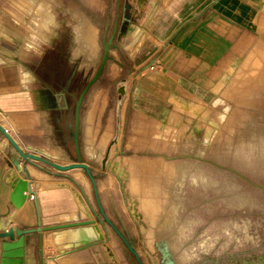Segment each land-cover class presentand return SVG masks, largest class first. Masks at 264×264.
<instances>
[{
    "label": "rangeland",
    "instance_id": "374dc122",
    "mask_svg": "<svg viewBox=\"0 0 264 264\" xmlns=\"http://www.w3.org/2000/svg\"><path fill=\"white\" fill-rule=\"evenodd\" d=\"M230 4L232 15L221 11L233 18L237 48L247 44L248 51L234 49L216 100L190 99L178 108L170 99L166 117L146 116L134 104L124 69L116 70L115 81L108 69L98 84L103 93L91 92L85 102L82 158L106 215L143 264H264V0ZM0 11L24 14L26 31L80 59L82 84L74 87L75 96L96 71L116 18L114 42L123 37V43L130 33L134 39L145 12L139 0H0ZM165 87L170 98H178ZM71 150L64 161L76 160ZM80 182L87 223L98 226L83 264H138L102 217L87 174Z\"/></svg>",
    "mask_w": 264,
    "mask_h": 264
},
{
    "label": "crops",
    "instance_id": "0c3cea01",
    "mask_svg": "<svg viewBox=\"0 0 264 264\" xmlns=\"http://www.w3.org/2000/svg\"><path fill=\"white\" fill-rule=\"evenodd\" d=\"M139 1H144L145 12L138 21V33L134 39L130 33L123 43V37L118 40L117 46L109 52L110 59L99 79L82 100L79 146L83 158L87 129L84 120L88 117L84 105L91 92L103 93L104 87L98 84L107 77L108 69L111 81H115L117 69H124L125 75L130 77L129 82L125 80L136 99L134 104L144 115L166 117L168 108L164 104L170 99L178 103V108L190 99L216 100L218 79L231 61L234 49L248 51L247 44L244 49L237 48L233 18L221 11L233 14L230 0ZM202 3L210 5L213 12H208L211 8L203 11ZM54 16L56 20V14ZM26 21L24 14L14 16L0 11V123L24 151L66 164L72 160L64 161L63 157H68L69 151L74 149L71 102L76 86L82 84L80 59L68 49L47 46L42 38L26 31ZM42 46L47 47L42 49ZM126 55L128 65L123 61ZM152 61L158 66L150 71L147 65ZM152 74L155 79L151 80L149 75ZM165 86L175 90L178 98H170ZM141 100L149 104H141ZM12 157H18L23 163L0 132V224L34 230L22 237L16 236L14 241L0 238V243H13V255L21 247L24 264H83L89 241L96 239L94 235L98 231L97 225H88V211L82 206L86 202L80 181L86 172L82 168L60 171L33 159L25 162L24 170L19 171ZM11 170L15 178L9 180ZM72 170L76 172H70ZM19 177L28 180L34 198L26 199L16 208L9 195ZM48 240H52V244H47L50 253L46 251Z\"/></svg>",
    "mask_w": 264,
    "mask_h": 264
},
{
    "label": "water",
    "instance_id": "95a60500",
    "mask_svg": "<svg viewBox=\"0 0 264 264\" xmlns=\"http://www.w3.org/2000/svg\"><path fill=\"white\" fill-rule=\"evenodd\" d=\"M117 25H118V18H116L113 30L108 38V40L103 44V52L100 59V62L97 66L96 71L94 72L93 76L91 78H88L85 85L81 88L79 94L75 96L73 94V97H75V106H74V118H73V124L70 127L71 128V134L72 139L74 143V151H75V161L66 163V164H60L58 162H55L47 157L41 156L39 154L26 152L24 151L21 146L16 142V140L12 137V135L7 131V129L0 123V132L5 136V138L8 140V142L13 146V148L16 150L18 156L23 159V163H20L19 158H11V161L16 168V170H24L25 162L33 159L37 161H41L45 164H48L57 170L60 171H66L73 168H82L86 172L87 176L90 178L94 190V195L96 198V202L99 208V211L102 215V217L105 219V221L115 230V232L118 234V236L122 239L124 244L127 246V248L133 253L134 257L136 258L138 264H143L142 260L140 259L136 249L129 243L127 238L122 234V232L119 230V228L110 220V218L106 215L103 206L101 204L100 198H99V192L97 189L95 178L92 174L91 168L88 163H86L81 155L80 146H79V115H80V107L82 100L90 88V86L96 82L107 61L110 59V49L113 47H116V43L114 42V39L116 37L117 32ZM32 191L30 188V184L28 183V180L23 177L17 178L15 183L13 184L11 191H10V201L12 204L19 208L21 205L26 201V199L29 198V194L27 192ZM88 222V221H87ZM34 229H21V228H15L13 226H6L5 224H0V238H6L8 237L11 241H14L15 237H22L25 233H30ZM19 241H16V244H18ZM14 244L9 241H4L0 243V249L1 256H0V264H24L23 263V256H22V248L19 247L17 249V254H14L11 252ZM165 255V254H164ZM166 256V255H165ZM172 263V262H171Z\"/></svg>",
    "mask_w": 264,
    "mask_h": 264
},
{
    "label": "bare ground",
    "instance_id": "6f19581e",
    "mask_svg": "<svg viewBox=\"0 0 264 264\" xmlns=\"http://www.w3.org/2000/svg\"><path fill=\"white\" fill-rule=\"evenodd\" d=\"M40 9V8H39ZM41 10V9H40ZM42 11V10H41ZM260 89V88H259ZM125 90H124V88H119V92L120 93H123ZM120 116V115H119ZM263 119H264V117H263ZM260 122H263V120L261 119L260 120ZM119 135V134H118ZM118 141V140H117ZM111 147H112V144H111ZM108 149H110V148H108ZM112 149V148H111ZM111 151V150H110ZM109 154V153H108ZM111 154V153H110ZM104 161H105V159H102V163H104ZM132 162V161H131ZM133 165V164H132ZM168 169V168H167ZM173 175V174H172ZM15 178V172L14 171H10L9 172V175H8V179L9 180H12V179H14ZM168 179V178H167ZM156 182V181H155ZM68 185V184H67ZM70 187L72 188V189H74L71 185H70ZM156 197V196H155ZM160 199V198H159ZM82 206H83V208L86 210V212L88 211V209H87V205L85 204V203H83L82 204ZM88 215H89V211H88V213H87ZM60 241H62V240H60ZM164 250H165V255H167L168 253L166 252L167 251V248H164ZM114 260V259H113ZM172 261L171 260H169L168 259V264H173V262L171 263ZM116 264V263H115Z\"/></svg>",
    "mask_w": 264,
    "mask_h": 264
},
{
    "label": "built area",
    "instance_id": "2783aa9c",
    "mask_svg": "<svg viewBox=\"0 0 264 264\" xmlns=\"http://www.w3.org/2000/svg\"><path fill=\"white\" fill-rule=\"evenodd\" d=\"M158 64L154 61L150 62L147 67L154 70L157 69ZM27 194H29V198H34V193L32 191H28Z\"/></svg>",
    "mask_w": 264,
    "mask_h": 264
},
{
    "label": "flooded vegetation",
    "instance_id": "af4514ba",
    "mask_svg": "<svg viewBox=\"0 0 264 264\" xmlns=\"http://www.w3.org/2000/svg\"><path fill=\"white\" fill-rule=\"evenodd\" d=\"M48 13L51 14V12L49 11V8H48Z\"/></svg>",
    "mask_w": 264,
    "mask_h": 264
}]
</instances>
